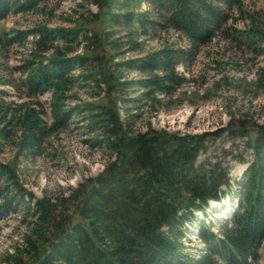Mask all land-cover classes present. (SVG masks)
Masks as SVG:
<instances>
[{
    "label": "trees",
    "instance_id": "trees-1",
    "mask_svg": "<svg viewBox=\"0 0 264 264\" xmlns=\"http://www.w3.org/2000/svg\"><path fill=\"white\" fill-rule=\"evenodd\" d=\"M50 1L0 0V21ZM83 1L98 8L93 17L102 18L109 28L172 29L188 46H164L116 64L148 75L136 82H122L117 69L113 73L103 72L102 67L87 69L97 57L69 55L72 49L67 52L54 46L57 40L73 44L80 37L87 47L100 42L96 36L82 35L80 25L42 28L37 33L17 31L1 40L0 45H23L33 34L39 35L34 58L20 68L23 78L17 88L26 100L0 105V120L5 125L0 136L4 139L15 133L18 155L35 154L46 139L70 123L79 107L66 103L76 99L70 92L80 79L104 83L108 93L123 101L126 86L131 84L145 90L142 97L153 100L156 93L172 95L185 81L176 66L188 67L204 46L222 35L227 38V26L235 13L251 20L248 30L238 36L240 41L254 44V53L264 55V15L247 14L244 0ZM119 44L110 42L115 51ZM76 70L81 74L75 76ZM45 94L51 96L47 110L39 100ZM84 111L89 112L91 131L99 132L95 142L105 144L115 158L67 197H45L31 206L25 198L33 196L19 182L15 166L0 161V221L25 203L26 216L32 218L26 236L27 258L14 257L15 264H259L264 244V123L249 128L247 122H239L234 128L232 124L224 128L235 137L246 136L252 156L240 179L232 181L220 162H198L208 138L223 131L192 135L150 127L146 132H133L115 107L85 104L80 112ZM7 127L15 132H8ZM225 200L224 218L208 222L210 203L224 206ZM185 221L197 228L191 232L202 244L196 254H190L183 242Z\"/></svg>",
    "mask_w": 264,
    "mask_h": 264
},
{
    "label": "rangeland",
    "instance_id": "rangeland-1",
    "mask_svg": "<svg viewBox=\"0 0 264 264\" xmlns=\"http://www.w3.org/2000/svg\"><path fill=\"white\" fill-rule=\"evenodd\" d=\"M141 8L144 10L146 5L142 4ZM244 10L247 14L264 15V0H244ZM98 13L96 6L83 0H51L33 11L13 13L0 21V41L17 31L37 33L42 28L51 30L80 25L82 35L96 36L100 42L87 47L80 37L73 44L57 40L54 46L67 52L72 49L69 55L88 54L97 57L98 60H94L87 69L97 71L102 67L103 72L111 73L117 69L122 82H136L148 75L117 67L116 64L143 57L164 46H188L187 41L172 29L147 27L142 30L136 26L109 28L102 18L93 17ZM247 16L235 13L234 20L227 26L230 32L225 35L227 38L222 35L204 46L188 67L181 64L176 66V72L185 81L172 95L156 93L153 100L151 97H142L145 90L131 84L126 86L123 101L119 95L108 93L104 83L80 79L70 92L76 99L66 103L67 107L78 106L79 110L74 113L70 123L46 139L35 154L18 155L15 133H10L4 139L0 136V161L15 166L19 182L33 196V199L26 196V203L30 202L33 206L37 199L46 197L58 200L62 196L67 197L87 179L101 174L105 166L115 158L105 144L95 142L99 132L91 131L87 119L89 112H80L85 104L115 107L133 132H146L151 127L180 134L202 135L206 132H221L230 124L234 128L239 122H247L249 128L251 125L263 124L264 55L257 56L254 44L240 41L238 37L251 24ZM38 36L33 34L23 45H0V105L9 106L13 102L20 104L26 100L22 89L19 92L17 88L23 78L20 68L26 65L27 60L34 58L32 54L36 51L35 40ZM114 40L120 42L116 51L110 45ZM52 52L42 55L47 56ZM81 72L76 70L74 75L78 76ZM50 99V94L39 98L46 110ZM45 120L51 122L49 116ZM4 126L0 120V130ZM7 130L15 132L12 127H7ZM250 135L253 136L252 133ZM246 139V136L235 137L224 131L219 136H211L198 162H220L228 170L232 181L239 180L247 162L252 159L251 151L245 144ZM226 202L224 206L210 203L209 209L212 212L208 213V222L212 224L211 219L224 218L226 211L222 208L227 207ZM26 203L20 206L17 213L0 221V264H15L14 257L23 260L27 258L26 236L30 232L29 222H32V218L26 216ZM25 219L27 222H24ZM189 219L193 220V217ZM191 226L189 221L181 225L185 234L183 242L190 254H196L202 244L196 236L191 235V232L197 231V228L192 229ZM259 264H264V244Z\"/></svg>",
    "mask_w": 264,
    "mask_h": 264
}]
</instances>
